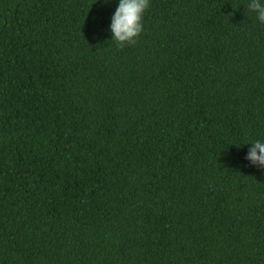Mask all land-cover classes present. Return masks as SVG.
<instances>
[{
    "label": "trees",
    "instance_id": "1",
    "mask_svg": "<svg viewBox=\"0 0 264 264\" xmlns=\"http://www.w3.org/2000/svg\"><path fill=\"white\" fill-rule=\"evenodd\" d=\"M116 3L0 0V264H264V23Z\"/></svg>",
    "mask_w": 264,
    "mask_h": 264
},
{
    "label": "clouds",
    "instance_id": "2",
    "mask_svg": "<svg viewBox=\"0 0 264 264\" xmlns=\"http://www.w3.org/2000/svg\"><path fill=\"white\" fill-rule=\"evenodd\" d=\"M150 0H117L110 17L108 31L110 40L118 45L132 44L142 31V18L149 7ZM247 8L264 23V0H248ZM251 145L244 159L252 166L264 170V141L255 140L243 145Z\"/></svg>",
    "mask_w": 264,
    "mask_h": 264
}]
</instances>
